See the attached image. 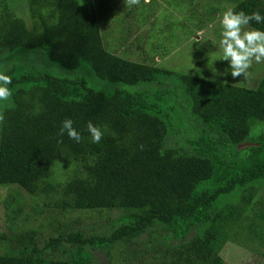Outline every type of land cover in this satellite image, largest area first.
Wrapping results in <instances>:
<instances>
[{
	"label": "trees",
	"instance_id": "16d2710c",
	"mask_svg": "<svg viewBox=\"0 0 264 264\" xmlns=\"http://www.w3.org/2000/svg\"><path fill=\"white\" fill-rule=\"evenodd\" d=\"M25 1L29 23L0 2V49L19 62L35 50L43 54L40 64L5 72L12 95L0 101V187L8 188L0 218L10 234L0 232V264H92L95 252L108 264H224L214 242L219 224H232L236 214L238 230L264 244V209L258 224L247 217L264 186V130L248 137L252 122L264 121V74L253 88L178 74L204 126L181 153L163 143L182 125L170 115L178 113L177 101L163 98L166 89L150 96L149 88L139 87L166 83L175 72L106 51L102 14L92 0ZM160 1L173 2L175 12L196 9L199 28L209 20L204 14L217 12L203 13L196 0H140L153 7L149 19ZM131 8L110 27L118 47L127 39L124 20L152 24ZM232 9L264 15V0H240ZM248 28L264 30V23ZM84 66L117 86H89L74 73ZM65 119L80 142L60 134ZM88 122L102 131L99 143L92 142ZM244 142L252 145L239 148ZM236 199L243 206H234ZM102 211L120 214L104 220L105 232H85L80 225ZM82 213L94 218L82 220Z\"/></svg>",
	"mask_w": 264,
	"mask_h": 264
},
{
	"label": "rangeland",
	"instance_id": "374dc122",
	"mask_svg": "<svg viewBox=\"0 0 264 264\" xmlns=\"http://www.w3.org/2000/svg\"><path fill=\"white\" fill-rule=\"evenodd\" d=\"M3 1V2H2ZM0 0V2L6 3L9 8L17 14V16L25 19L27 23L30 19L27 17L26 8L27 4L25 0ZM99 16L102 14L100 27V33L102 37L103 47L106 51L114 53L122 58L130 59L140 63L155 64L161 69H168L174 73L169 81L163 84L152 83L147 86H142L144 89L149 88L150 96L155 89H166L164 97H170L177 101L180 106L178 113L175 115L174 111H170V115L174 118H181L182 125L175 126L174 131H171L166 135L164 139V146L174 149H180L181 153H188L187 141L192 139L198 134V128L203 124L191 111L189 107V99L187 94L183 93V85L177 79L178 74H188L195 77L204 78L216 82H223L229 84H235L245 87H254L257 80L264 74V62H253L252 66L248 70L249 75L247 78H241L240 80H234L228 69V63L223 60H219L221 56V50L218 47V41L221 38L222 27L218 22V18L222 17V14L229 8H233L240 0H196L199 6V10L209 12L208 9L217 8V12L214 13L213 18H209V14L205 15L203 19H209L200 28L195 20V11L191 9L189 12H175V4L171 2L167 4L160 1V5H157V15L155 18H148L152 13L153 7L143 5L133 6L130 10L134 14L141 16L140 21L152 20V24L146 23L143 26L134 25L130 22L131 19L124 20L123 26L126 27L127 39L123 43V46L118 47V40L116 33L110 30V27H114L117 22L115 19L118 14L119 17L125 16L126 7H122L123 0H92ZM149 0H147L148 2ZM146 2V0H144ZM159 3V2H158ZM204 5V6H203ZM184 5H180L178 8H182ZM111 11H108L107 9ZM104 11L101 13L102 10ZM211 11V10H210ZM182 14L184 16L182 17ZM200 16V15H199ZM123 19H126L124 17ZM178 20L186 21L187 23L179 22ZM138 21V20H135ZM151 22V21H150ZM247 30V29H246ZM203 32V36L199 39L198 33ZM106 34V35H105ZM112 47V48H111ZM43 54L40 50L33 51L30 55H27L22 61H17L13 55H8L5 50L0 49V71L4 73L10 69L13 65L17 70H21L22 66L29 67L33 63L40 64ZM55 68V67H54ZM60 74L69 75L72 72H66L59 68H55ZM58 73L53 72L57 76ZM74 73H81L88 85L97 90L111 91L118 83L103 82L96 79L93 74L87 70L84 66L80 71ZM221 73H226L221 75ZM138 85V84H137ZM127 89H137V86L125 87ZM173 89L178 94H174ZM167 105V104H166ZM254 123L249 130L248 137L253 138L257 136L260 131L264 130V121H253ZM204 127V126H203ZM8 191L7 187H0V215L3 213L2 198ZM257 194L251 201L250 209L247 217H254V222L259 223L258 214L264 209V186H259ZM27 199V197H25ZM231 197L224 198V201L231 202ZM28 202L29 198L27 199ZM237 200V199H236ZM234 206L242 205L239 200L236 201ZM243 206V205H242ZM246 210V208H245ZM240 212L242 215L244 212ZM246 213V212H245ZM120 212L106 213L102 211L95 219L90 222L81 224V228L85 232H105L104 220L108 218H115ZM84 213L78 217L82 220H90L94 216H88ZM240 215L237 214L231 218L233 221L230 227L227 223H220L221 234L214 242V251H216L223 259L224 264H261L264 256V244H260L255 238L249 235L247 229L244 231L238 230V224ZM99 220V222H97ZM0 232L10 234V231L5 228L4 220L0 218ZM105 255L102 253H96L92 258V264H108L105 261ZM112 264H116L113 260Z\"/></svg>",
	"mask_w": 264,
	"mask_h": 264
},
{
	"label": "clouds",
	"instance_id": "9594fccd",
	"mask_svg": "<svg viewBox=\"0 0 264 264\" xmlns=\"http://www.w3.org/2000/svg\"><path fill=\"white\" fill-rule=\"evenodd\" d=\"M147 2V0H146ZM126 7L139 5L140 0H123ZM252 21L264 23V15L260 12L246 14L243 11L236 12L229 8L218 18L222 27L221 38L218 41V47L221 50L219 60L228 63V69L234 80L247 78L248 70L253 62H264V30L249 29ZM247 29V30H246ZM199 39L203 32L198 33ZM226 73H221L224 75ZM12 83L11 77L0 71V101H9L12 93L8 85ZM4 116L0 114V122H3ZM87 132L91 135L93 143H99L102 139V131L91 122L86 125ZM66 132L67 136L76 141H81V135L73 128L71 119H65L62 122L60 134Z\"/></svg>",
	"mask_w": 264,
	"mask_h": 264
},
{
	"label": "water",
	"instance_id": "95a60500",
	"mask_svg": "<svg viewBox=\"0 0 264 264\" xmlns=\"http://www.w3.org/2000/svg\"><path fill=\"white\" fill-rule=\"evenodd\" d=\"M249 145H252V143L244 142V143H242V144L239 145V148H245V147H247Z\"/></svg>",
	"mask_w": 264,
	"mask_h": 264
}]
</instances>
